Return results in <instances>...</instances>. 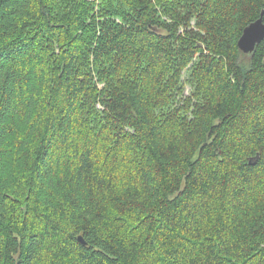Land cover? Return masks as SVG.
<instances>
[{
  "label": "trees",
  "instance_id": "trees-1",
  "mask_svg": "<svg viewBox=\"0 0 264 264\" xmlns=\"http://www.w3.org/2000/svg\"><path fill=\"white\" fill-rule=\"evenodd\" d=\"M263 10L264 0H0V264H264L263 241L229 237L238 216L264 210V39L252 54L238 46ZM198 52L194 95L177 101L180 77L159 89ZM105 196L150 199L149 236L106 230Z\"/></svg>",
  "mask_w": 264,
  "mask_h": 264
},
{
  "label": "rangeland",
  "instance_id": "rangeland-1",
  "mask_svg": "<svg viewBox=\"0 0 264 264\" xmlns=\"http://www.w3.org/2000/svg\"><path fill=\"white\" fill-rule=\"evenodd\" d=\"M153 2L156 0H152ZM163 5L160 3H154V9L156 10V13L158 14V18L159 20H161V22L165 23V24H169V25H173L175 24V17L172 14H167L165 8L167 7H162ZM181 15L186 14V10L181 9ZM194 17H196V15H194ZM192 18L191 20V27L193 29H195L196 31L200 32V34H205L204 31H201L197 25V19L196 18ZM180 24L178 31L184 33L185 32V27L183 26V21L177 22ZM176 23V24H177ZM174 43L176 46V42L171 41H167L166 43H163V41L161 42L163 49L167 48L168 44L170 46V44ZM94 42L92 43V52L90 54V59L93 60L94 58ZM166 54V51L163 50L162 52L160 51L159 56L161 58L164 57V55ZM195 58H193L189 63H187L186 65H181L179 70H181V74L179 76V73H177L175 75V77L173 78V80L167 84L168 82V78H166L163 81V78L167 77V75H169L170 73H175L178 69L176 68L178 65H176V61L174 62V58H172V61L168 62V64L171 65H176L175 67L172 68V70L163 75L162 76V81L160 82V88H163L165 86H169L172 83L175 82V80L180 77V81L178 82V84L175 86V90L174 93H176L177 95V101H181L182 97H187V96H192L194 95V93L197 90L198 87V79L195 75H193V70H191V66H194L198 61H200V53H196L194 55ZM203 58V57H202ZM201 58V59H202ZM155 61V59H153ZM194 63V65H193ZM154 64L150 65V67L154 66ZM145 66H148V64H146ZM194 68V67H193ZM117 84L121 85V83H119L118 81H114ZM100 86L104 85L103 83H99ZM121 88V87H118ZM161 90V89H160ZM216 98L214 93H212V102H215ZM195 102V99L193 100V103ZM207 106V101L204 102V111ZM100 107V106H99ZM194 107L192 106L191 110H188L189 113H187V111L184 113L185 115H191V117L194 116L195 111ZM203 112V111H202ZM188 127V125H186ZM189 129L191 130V128H187L186 132L188 134V140H187V144L190 145L192 143H194V137L190 134ZM128 132H130L129 130H127ZM132 131V129H131ZM134 132V131H133ZM131 133V132H130ZM185 132L183 131L182 134H184ZM126 137V135H125ZM119 139H122L120 134L118 135ZM126 139V138H125ZM124 139V140H125ZM129 139V138H128ZM116 145H112V150L115 148ZM109 149V151L111 150ZM138 151H134L133 153H131L133 156H136ZM191 152L188 151V154H190ZM118 185V184H117ZM120 187V186H119ZM129 189V187H128ZM103 198V197H101ZM100 198V199H101ZM115 200H113L111 197L109 198L108 196H105V199H102L100 201V204L103 205V209H105V212L107 213V220L109 222L108 225H103L104 228H106V230H108L109 232H114L117 234H138L141 237H143V235L145 234L146 238L149 236L147 229L149 226H151V216H157L158 215V211L156 209H154V207L150 204V199H145V200H135L132 202H128V203H118ZM246 211V210H245ZM155 220V219H153ZM216 224V223H215ZM234 231V230H233ZM211 232V230H210ZM230 239L232 241H234L237 244H243V243H252V242H257V241H263L264 242V210L262 209H250L245 215L242 213V215L239 217L238 216V228L237 231L234 233H231V235L229 236ZM201 242V241H198ZM203 243V242H202ZM205 243V242H204ZM40 244L42 245V249L41 254L43 257V263L45 262V258L48 256L47 255V242L46 240H42V242H40ZM149 244L146 245V249L148 248ZM151 246H153V244H151ZM197 248V246H196ZM198 249V248H197ZM147 253H152V252H145V254ZM144 255V253H143ZM145 262L150 263V264H159L158 261L156 260V257L154 255L149 256L147 259H145Z\"/></svg>",
  "mask_w": 264,
  "mask_h": 264
},
{
  "label": "water",
  "instance_id": "water-1",
  "mask_svg": "<svg viewBox=\"0 0 264 264\" xmlns=\"http://www.w3.org/2000/svg\"><path fill=\"white\" fill-rule=\"evenodd\" d=\"M264 10L260 17L244 28L238 41L239 48L246 54H252L258 43L264 39ZM258 158V157H257ZM256 160L254 161V163ZM82 243H86L82 236L79 237Z\"/></svg>",
  "mask_w": 264,
  "mask_h": 264
},
{
  "label": "bare ground",
  "instance_id": "bare-ground-1",
  "mask_svg": "<svg viewBox=\"0 0 264 264\" xmlns=\"http://www.w3.org/2000/svg\"><path fill=\"white\" fill-rule=\"evenodd\" d=\"M174 31H175V29H174ZM219 82V81H218ZM217 101V100H216ZM233 105V104H232ZM213 107V106H212ZM229 110V109H228ZM227 118V117H226ZM226 120V119H225ZM262 120V119H261ZM225 122V121H224ZM186 126V125H185ZM195 130H196V128H195ZM206 130V129H205ZM222 131V130H221ZM203 135V134H202ZM217 137V136H216ZM219 137V136H218ZM217 137V138H218ZM220 138V137H219ZM176 140V139H175ZM177 141V140H176ZM216 141V140H215ZM167 142H168V140H167ZM238 143V142H237ZM234 144V143H233ZM238 148V147H237ZM226 149V148H225ZM227 150H228V148H227ZM154 154V153H153ZM150 158V157H149ZM155 158V157H154ZM183 159V158H182ZM180 160V159H179ZM185 160V159H184ZM198 160H199V158H198ZM153 161V160H152ZM161 161V160H160ZM181 161V160H180ZM190 161V160H189ZM195 162V161H194ZM177 163V162H176ZM205 163V162H204ZM182 165V164H181ZM154 166V165H153ZM152 166V167H153ZM184 168V167H183ZM158 169V168H157ZM176 169V168H175ZM174 169V170H175ZM184 169H186V168H184ZM153 170V169H152ZM167 171V170H166ZM177 171V170H176ZM122 172V171H121ZM179 172V171H178ZM174 173V172H173ZM171 174H172V172H171ZM174 174H176V173H174ZM178 175V174H177ZM128 176V175H127ZM249 176V175H248Z\"/></svg>",
  "mask_w": 264,
  "mask_h": 264
}]
</instances>
